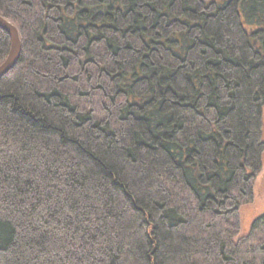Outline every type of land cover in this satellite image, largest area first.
Listing matches in <instances>:
<instances>
[{
  "label": "trees",
  "instance_id": "1",
  "mask_svg": "<svg viewBox=\"0 0 264 264\" xmlns=\"http://www.w3.org/2000/svg\"><path fill=\"white\" fill-rule=\"evenodd\" d=\"M0 264H264V0H0ZM10 38L0 28V64Z\"/></svg>",
  "mask_w": 264,
  "mask_h": 264
},
{
  "label": "rangeland",
  "instance_id": "2",
  "mask_svg": "<svg viewBox=\"0 0 264 264\" xmlns=\"http://www.w3.org/2000/svg\"><path fill=\"white\" fill-rule=\"evenodd\" d=\"M262 140L264 142V109L262 111ZM264 212V154H263V168L255 180L254 196L250 203L241 207L240 215V233L244 234L248 231L251 220Z\"/></svg>",
  "mask_w": 264,
  "mask_h": 264
},
{
  "label": "water",
  "instance_id": "3",
  "mask_svg": "<svg viewBox=\"0 0 264 264\" xmlns=\"http://www.w3.org/2000/svg\"><path fill=\"white\" fill-rule=\"evenodd\" d=\"M0 28L7 32L10 38V48L5 60L0 64V77L8 72L16 63L21 51V39L15 25L0 15Z\"/></svg>",
  "mask_w": 264,
  "mask_h": 264
}]
</instances>
